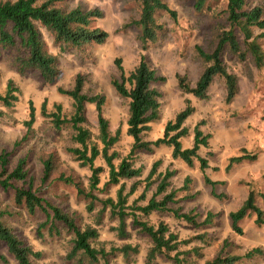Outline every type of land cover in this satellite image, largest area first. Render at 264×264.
Returning <instances> with one entry per match:
<instances>
[{"label": "rangeland", "instance_id": "rangeland-1", "mask_svg": "<svg viewBox=\"0 0 264 264\" xmlns=\"http://www.w3.org/2000/svg\"><path fill=\"white\" fill-rule=\"evenodd\" d=\"M169 6L177 11V18L168 13H159L157 19L164 25L158 32L156 42L147 50L142 49L139 39L140 29L133 21L139 18V0H64L66 8L82 7L85 10L99 8L103 12L101 18L93 21L95 27L102 28L109 33L107 40L102 43H91L81 48L67 47L63 50L55 44L53 37L43 30L50 52L59 59L60 77L55 84L45 82L38 71L19 73L12 65L11 53L5 52L0 57V93H4L9 80H13L18 87V101L10 107L0 103V154H8L9 170H12L20 158L26 157L29 169L28 178L33 188L40 195L47 196L54 203L62 205L70 211L78 212L83 224L95 225L96 214L101 208L91 212L88 202L82 199L74 185H68L59 179L61 173L74 175L82 179L86 190H89V176L91 170L82 166L75 156L69 153L70 147L79 146L73 140L70 128H55L52 117L42 112L46 102L47 113L56 111V105L62 106L63 116L73 113V99L60 93L59 87L70 89L74 86L78 74L85 75L87 81L83 91L89 95L101 94L105 97L103 114L109 120L110 130L115 134L120 131L119 141L111 151L117 153L114 159L118 165L123 158H127L141 170V175L132 179H122L116 184H106L109 180L108 168L105 161L99 157L97 166L104 167L100 174V183L95 193L100 198L113 197L124 185V194L131 191L133 184H138L135 192L129 195V205H142L140 198L146 189L147 197H152L157 191L160 175L167 170L175 171L170 179V190H176L174 202L169 203L170 210L153 212L144 220L157 225L161 220L166 222L171 231L175 232L180 242L178 251L188 264H204L219 254L242 256L238 264H264V226L255 222L256 215H249L240 221L243 233L239 234L232 228L230 212L238 209L245 200L249 188L264 192V66L258 68L253 57L248 53L245 60H240L230 52L224 55V62L229 72L237 79V94L231 102L226 101L227 87L223 76H215L208 89V97L200 99L192 93L184 92L179 87L177 75L187 77V81L194 86L202 74L205 64L200 58L197 47L211 51L217 44L219 31L227 25L225 8L227 0L214 2L210 9L197 12L187 0H165ZM252 5H260L264 10V0H251ZM255 34L264 29H255ZM243 40V36H239ZM264 49V37L259 39ZM145 55L148 63L158 75L165 80L153 86L161 93L159 118L150 123L149 130L143 132V139L156 140L163 136L166 123L173 120L187 101H190L194 112L185 122L189 134L182 138L183 147H191L194 141V127L203 121L201 130L209 134V145L201 147L199 155L207 158L209 166L202 170L200 162L195 159L194 165L172 156V148L161 145L152 151L140 150L132 152L133 137L127 134L129 100L121 97L112 84L113 78H120V71L116 64H121L128 74ZM30 102L35 108L36 120L29 130L25 121L29 119ZM94 103L86 105V126L92 133V143L103 145L97 138L99 133L97 109ZM242 148L257 154L256 161H244L229 166V159L240 154ZM55 155V170L51 178L43 183V159L48 155ZM159 162L155 174L149 180L150 172ZM208 176L214 185L205 183ZM190 177L189 192L182 189L185 180ZM21 186V181H13ZM250 183V185H249ZM147 185V187H146ZM24 186H28L24 184ZM14 188L4 189L0 186V215L6 222L28 237L35 248L43 252L40 264H75L67 258L70 250V236L46 239L36 238L39 224L45 215L38 212L29 214L24 208L14 203ZM216 194H223L218 198ZM163 194L158 195L161 199ZM98 203V202H97ZM257 204L264 210V201L258 197ZM189 213L197 222H189L176 217L174 211ZM209 212L216 216L213 223L204 224ZM139 215L140 213L137 212ZM104 223L98 225L100 236L93 241V245L106 248L110 264H173L168 255H159L149 263L147 258L151 247L149 239L132 228L131 218L128 220L131 235L121 239L113 227L118 221L110 218V212H105ZM112 227V228H111ZM199 235H204L202 240ZM124 243L139 244V252L125 257L115 250ZM254 248H261L262 254L246 257V253ZM176 251L170 255H174ZM100 261L98 264H103ZM2 264V263H0ZM9 264H18L9 256Z\"/></svg>", "mask_w": 264, "mask_h": 264}, {"label": "trees", "instance_id": "trees-1", "mask_svg": "<svg viewBox=\"0 0 264 264\" xmlns=\"http://www.w3.org/2000/svg\"><path fill=\"white\" fill-rule=\"evenodd\" d=\"M197 12L210 9L214 2L220 0H187ZM64 0H0V57L9 52L12 56V65L23 74L26 71H38L42 79L55 84L60 77V67L58 56L49 51L43 30L48 32L61 50L67 47L81 48L91 43H104L109 37V33L102 28L95 27L93 21L101 18L103 12L99 8L85 10L78 6L66 8ZM140 15L133 21L140 29L139 39L142 49L147 50L151 44L156 42L158 32L162 31L164 25L158 21L159 13H168L172 18H177V11L172 9L165 0H139ZM227 25L217 35V44L211 51H206L202 47H197V52L205 64V68L198 78L196 84L192 86L187 77L177 75L179 87L187 93H192L195 97L205 99L208 97V89L215 76L224 77L227 87L226 101L231 102L237 94V79L234 74L228 71L224 55L228 51L240 60H245L249 53L258 68L264 66V49L259 39L264 37V32L255 34V29H264V10L260 5H252L251 0H227L224 10ZM243 36L241 41L239 36ZM116 64L120 71V78H113L112 84L119 95L127 100L128 104V128L127 134L133 137L132 152L146 150L152 151L161 145L172 148V156L186 162L189 166L194 165L195 159L200 162L202 170L209 166L208 160L199 155L201 147L209 145V134L201 130L203 121L194 127V141L191 147H183L182 138L189 134V129L185 126L186 120L193 114L194 108L190 101L173 120L166 123L162 137L153 141L143 139V132L149 130L150 123L159 118L161 93L153 85L165 80V77L158 75L157 71L150 66L145 55H142L139 64L128 74L125 72L120 59ZM87 77L78 74L75 78L74 86L70 89L59 87L60 93L66 94L73 99V113L70 116H63L62 106L57 104L56 111L47 113L46 102L42 106V112L46 116L52 117V124L55 128H70L73 140L79 146L68 149L82 166H87L91 170L89 176V190H86L82 179L74 175L61 173L59 179L68 185L77 188L78 195L88 202L87 208L91 212L98 204L101 208L96 214V223L83 224L81 215L76 211H70L62 205L54 203L45 195H40L33 188V183L28 178L29 169L26 168V157L20 158L14 168L9 170L10 162L8 154H0V186L4 189H15L14 203L24 208L29 214L34 215L42 212L45 215L40 222L36 238L46 239V237L56 238L62 235L70 236V250L67 258L75 264H110L109 254L106 248H98L93 245V241L98 239L100 231L98 225L104 223L105 212H110V218L118 221V225L113 227L117 236L121 239L130 237L128 220L131 218L132 228L139 234L146 236L151 247L147 258L149 263L153 262L159 255H168L173 264H188L182 254L178 251L180 240L178 235L171 231L170 227L163 220L157 225L144 220L153 212H164L170 210L169 203L174 202L176 190H170V179L175 175V171L167 170L160 175V182L157 183V191L152 197H147L146 189L150 183L145 184L147 188L140 198L144 200L142 205H129L128 197L136 191L138 184H133L131 191L124 194V185L117 192L116 199L113 197L100 198L95 190H98L100 174L105 171L104 167L97 166L95 161L101 157L108 168L109 180L106 184H116L122 179H132L141 175V170L133 165L127 158H123L118 165L114 159L117 157L115 151H111L113 146L119 141L120 131L112 134L109 120L103 114L105 97L101 94L89 95L83 91ZM18 87L13 80H9L6 91L0 93V103L4 106H13L18 101ZM94 103L97 109L99 133L97 138L101 141L102 147L98 143H92V133L86 126L88 120L86 116V105ZM36 120L35 108L30 102L29 119L25 121L30 130ZM257 154L242 148L240 154L229 159V166L239 164L244 161H256ZM55 155L51 154L43 159L42 181L46 183L55 170ZM150 172V177L155 174L157 166ZM13 181H21L23 185H14ZM191 179L187 177L182 189L188 191L191 188ZM28 186H24L27 184ZM205 183L214 185V181L207 175ZM250 185V183H249ZM163 194L161 199L158 195ZM222 198L223 194H216ZM264 201V192L255 191L254 187L249 188L248 194L241 206L231 211L229 216L232 228L239 234L243 233L240 221L249 215H256L255 222L258 226H264V210L257 204V198ZM98 202V203H97ZM137 212L140 214L138 215ZM176 217L183 218L196 224L195 218L189 213H179L174 211ZM0 215V263L9 264L11 256L18 264H40L43 252L35 248L34 244L27 236L15 229L6 222ZM215 214L209 212L204 224H211ZM112 228V227H111ZM204 235L198 238L203 239ZM140 245L124 243L115 249L125 257L139 252ZM176 251L174 255H170ZM261 248H254L246 253V257L262 254ZM242 256L223 255L205 261L204 264H238Z\"/></svg>", "mask_w": 264, "mask_h": 264}]
</instances>
